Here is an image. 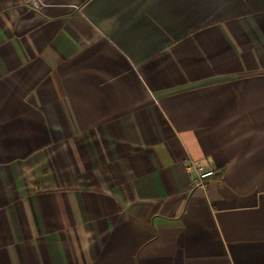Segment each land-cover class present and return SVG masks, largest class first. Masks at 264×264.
I'll return each instance as SVG.
<instances>
[{
    "label": "crops",
    "instance_id": "1",
    "mask_svg": "<svg viewBox=\"0 0 264 264\" xmlns=\"http://www.w3.org/2000/svg\"><path fill=\"white\" fill-rule=\"evenodd\" d=\"M42 2L0 0V264H264V0Z\"/></svg>",
    "mask_w": 264,
    "mask_h": 264
},
{
    "label": "built area",
    "instance_id": "2",
    "mask_svg": "<svg viewBox=\"0 0 264 264\" xmlns=\"http://www.w3.org/2000/svg\"><path fill=\"white\" fill-rule=\"evenodd\" d=\"M34 6L40 7L43 5L42 0H27ZM188 168L195 175L194 186L206 188V179L214 175L215 170L208 164L205 159H193L190 158L188 162Z\"/></svg>",
    "mask_w": 264,
    "mask_h": 264
}]
</instances>
